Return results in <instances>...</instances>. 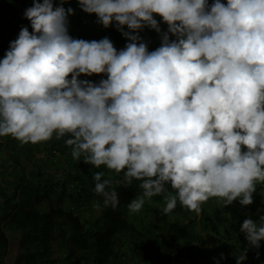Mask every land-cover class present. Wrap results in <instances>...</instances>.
<instances>
[{"label":"clouds","instance_id":"clouds-1","mask_svg":"<svg viewBox=\"0 0 264 264\" xmlns=\"http://www.w3.org/2000/svg\"><path fill=\"white\" fill-rule=\"evenodd\" d=\"M65 2L33 0L32 32L23 27L0 60V137L65 138L73 159L139 182L133 213L156 197L165 214L179 203L199 215L210 198L251 205L264 184V0H77L104 28L115 23L129 41L119 52L107 37L73 39ZM154 16L168 28L149 52L138 33L160 32ZM104 175L93 174L94 191L116 208ZM240 232L259 248L264 216ZM235 258L244 264L247 249Z\"/></svg>","mask_w":264,"mask_h":264},{"label":"trees","instance_id":"trees-1","mask_svg":"<svg viewBox=\"0 0 264 264\" xmlns=\"http://www.w3.org/2000/svg\"><path fill=\"white\" fill-rule=\"evenodd\" d=\"M22 3L23 0H0V60L9 50L10 36L24 27V22L15 23ZM64 139H53L51 144L44 145L43 151L46 159L52 158L51 168L62 171L63 179L58 181L62 186L60 194L55 193L54 187L58 185L49 178L44 185L45 182L40 180L43 174L30 181L20 180L23 168H18L25 160L8 157L9 152L4 155L3 158L12 160H6L8 169L0 168V264H9L4 262L8 239L1 220L13 209L10 201L26 182L19 192L22 193V206L27 205L29 209L20 224L21 235L13 264H40L39 254L46 264H129L134 258L157 264L171 260L181 262L192 256L200 258V264H212L214 256L206 253L203 245L206 236L213 238L221 251L219 257L228 260L229 264H236V255L245 249L247 259L244 264H250L253 255H259L264 264V241L260 242L259 248L249 247L245 235L240 233L245 219L251 218L255 222L264 216V184L256 185L253 203L247 206L233 201L224 207L219 198H210L206 206L201 205L199 215L179 203L171 213L165 214L161 197H156L145 201L143 214L133 213L128 204L140 194L139 182L133 181L124 187L122 173L87 165L83 157L73 159ZM25 145L29 147V144ZM18 156L23 154L20 152ZM30 169L40 173L37 163H30ZM98 171L104 172V178L110 180L108 188L116 189L119 195L120 203L116 208L105 207L103 198L94 191L92 176ZM91 201L96 205L99 203V212L87 220L85 213L88 207H93L89 205ZM81 206L85 208L81 209ZM53 232L57 234L55 237ZM55 246L58 247L56 251ZM56 252L59 259L54 257Z\"/></svg>","mask_w":264,"mask_h":264},{"label":"rangeland","instance_id":"rangeland-1","mask_svg":"<svg viewBox=\"0 0 264 264\" xmlns=\"http://www.w3.org/2000/svg\"><path fill=\"white\" fill-rule=\"evenodd\" d=\"M38 2H42V0H38ZM214 0H207V4L209 7L212 5ZM222 3L226 4V0H221ZM61 3V0H53L54 7L59 6ZM33 5V0H23V3L20 5V7L17 10L16 14V20L15 23L21 24L24 22L23 26L27 27L30 30V33L32 32L30 24L27 23V19L24 17V12L27 8L31 7ZM63 7L67 10V8L71 7L73 9L74 14L68 16V34L73 39H84L86 41H99L105 37H107L112 44H117L116 41H118L117 46H114L117 51L124 49L127 43L129 41L121 34L120 31L117 30V27L115 23L110 25L108 28H104L101 23L98 22V18L95 16V14H87L83 12L77 3V0H67L63 4ZM154 19L157 20V23L160 27V32L158 33L154 29L145 27L142 30L139 31L138 35L140 37V40L144 42L147 45L148 51H154L156 48L161 46L162 43V34L167 32V24H165L162 21V18L159 16H154ZM124 32H128L129 30L125 26L123 29ZM13 36H10V40L13 42L18 38L19 33H13ZM121 36V37H120ZM120 37V38H119ZM170 40H174V36H169ZM70 78V77H69ZM106 75H93L91 77L87 76H81L79 79L81 80H89L94 84H99V82L102 79H106ZM53 139H55V135L52 139H50L47 142L39 143V144H29V147H27L25 144H20L18 141L11 137H0V168L5 167V169L9 168L8 163H6V160H12L11 158H3L4 155H7L6 152H9L8 157H20L23 158L25 161L22 162L21 166L18 168H23V174L20 176V180L22 181H30L29 179H34L36 177H39V174H43L42 178H40L41 181L45 182L50 179L54 184H57L58 186L54 187L55 193L59 192L61 193L62 186L58 184L59 180H62V171L56 168H51L50 161H52V158L46 159L44 156V145L47 143L51 144ZM3 147L6 148L3 149ZM21 149L19 150V148ZM28 151V153H27ZM20 152L23 154V156H18ZM18 154V155H16ZM62 159V158H61ZM54 160V159H53ZM55 162L57 163V159H55ZM30 163H37L40 167L39 171L40 173H37L36 171L30 169ZM53 163V162H52ZM44 166L46 168H44ZM26 183H22V185L18 188L16 191V195L14 196V199L10 201V205L13 206V209L10 211L8 216H6L3 220H1V227L3 228L7 239H8V249L6 256L4 257V262L13 264V261L16 257V254L18 252V242L21 235V229L20 224L22 222V219L24 218V213L29 209L27 205L22 206L21 204V192L19 190L25 187ZM34 189V188H33ZM63 192V191H62ZM26 197H24L25 199ZM210 200V199H209ZM95 201V200H94ZM94 201H91L89 205H92L93 207H88L86 214V219L88 220L90 217L93 218L97 215V212L99 210L97 209L96 203ZM206 203V202H205ZM204 205L206 206V204ZM145 205V204H144ZM144 205L139 210L140 213H144ZM85 206H81V209H84ZM241 233V232H240ZM57 234L53 232L52 236L55 237ZM204 241V248L206 249V253L210 252L211 256H214L212 260V264H229L228 260L226 261L225 258L219 257L220 256V250L218 249V245L214 242L213 238L211 236H206ZM56 247V246H55ZM58 247L55 248L54 251H56ZM203 255H205L203 253ZM160 256L162 254L160 253ZM40 264H46V262L42 259L43 256L39 254L37 256ZM54 257L57 259L60 258L59 253H55ZM201 259L198 257L192 256L191 258H184L181 262L176 261H170L168 263L160 262L157 264H200ZM210 260V261H211ZM250 264H263L262 259L259 255H253L250 260ZM152 262L149 260H141L139 258H134L133 260H130L129 264H151Z\"/></svg>","mask_w":264,"mask_h":264}]
</instances>
